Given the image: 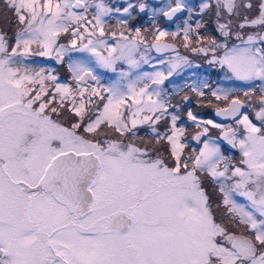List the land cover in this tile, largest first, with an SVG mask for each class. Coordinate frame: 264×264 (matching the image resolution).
Instances as JSON below:
<instances>
[{
	"label": "snow or ice",
	"instance_id": "snow-or-ice-1",
	"mask_svg": "<svg viewBox=\"0 0 264 264\" xmlns=\"http://www.w3.org/2000/svg\"><path fill=\"white\" fill-rule=\"evenodd\" d=\"M0 264H264V0H0Z\"/></svg>",
	"mask_w": 264,
	"mask_h": 264
},
{
	"label": "flooded vegetation",
	"instance_id": "flooded-vegetation-1",
	"mask_svg": "<svg viewBox=\"0 0 264 264\" xmlns=\"http://www.w3.org/2000/svg\"><path fill=\"white\" fill-rule=\"evenodd\" d=\"M154 2H156V0H149V3H154ZM110 22L112 24L115 23L114 20H112ZM161 25L163 27L168 28L169 30L175 29V25L171 24V23H165L162 21ZM136 26H138V27L143 26L145 28H148V27H150V21L147 19V16H145ZM181 52L183 54H187L189 56V58L193 61V64L194 65H200V67L199 68L193 67L192 69H186L182 75L173 76L171 78V80H172L171 84H168V82H166V86L169 88V90H172L174 87H177V86L183 88L185 83L190 84V83H192V80L197 78V77L208 79L213 84V87H216V86L225 87V88L245 87L243 82L228 80L225 76L224 70L219 69L218 67L217 68L210 67L208 64L204 63L199 57H196L195 55H193L191 53H184L183 49H181ZM153 55H155V53H153ZM37 66H39L38 63H37ZM45 66L57 68L60 72L62 79L67 77L66 68H62L61 66L56 65L53 61L46 62ZM145 68H146V70H151L147 66H145ZM99 71L101 72L102 75L105 76V80H107L109 78H113V79L115 78V74H112V73L104 74L103 70H99ZM192 73H195L196 77H193ZM213 104H220V106H223L222 102H217L215 100H213ZM187 107H191L192 110L196 114L206 113L207 115L214 116V120H217V123H221V124H225V125L233 123L231 119H228L225 122L219 121L215 117V110L212 106L207 105L206 102L203 105H200L197 103V100L195 98L192 99L190 105H185V108H187ZM247 110L249 111V113H251V111H252L251 108H248ZM251 118H253V120H254V116H252ZM184 120H185V126L189 129H192V128H190V127H192L191 122L186 121V117L184 118ZM254 122L259 123L258 121H255V120H254ZM216 136L219 139V133H216ZM219 141L223 145L224 142L221 140H219ZM191 146L198 147V145H196V143L194 141H192ZM226 154L229 156H235L236 158H239L238 150H235V149H232L231 151L227 152Z\"/></svg>",
	"mask_w": 264,
	"mask_h": 264
},
{
	"label": "rangeland",
	"instance_id": "rangeland-1",
	"mask_svg": "<svg viewBox=\"0 0 264 264\" xmlns=\"http://www.w3.org/2000/svg\"><path fill=\"white\" fill-rule=\"evenodd\" d=\"M46 62H48L46 59H43V58H38V60H37V63L39 64V66H45V64H46ZM197 115H199V116H201V117H203L204 119H213L214 120V116H212V115H207L206 113H201V114H197ZM215 122H217V120H214ZM192 126V125H191ZM190 128H192V129H189V128H187L188 129V132L189 133H193V127H190ZM216 133H219V129H212V128H210V136L213 138V139H215V140H217V142H219L220 143V141H219V139H218V137L216 136ZM189 139H190V137H189ZM191 143H192V141H190V145H191ZM194 147V146H193ZM243 202V201H242Z\"/></svg>",
	"mask_w": 264,
	"mask_h": 264
},
{
	"label": "water",
	"instance_id": "water-1",
	"mask_svg": "<svg viewBox=\"0 0 264 264\" xmlns=\"http://www.w3.org/2000/svg\"><path fill=\"white\" fill-rule=\"evenodd\" d=\"M216 117H217V119L220 120V121H226V119H224L223 117H218V116H216Z\"/></svg>",
	"mask_w": 264,
	"mask_h": 264
}]
</instances>
